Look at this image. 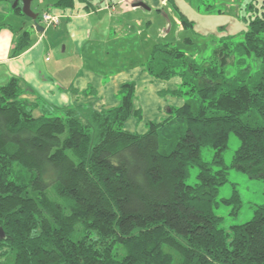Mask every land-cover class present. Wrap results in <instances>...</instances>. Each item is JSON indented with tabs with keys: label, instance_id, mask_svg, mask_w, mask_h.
Wrapping results in <instances>:
<instances>
[{
	"label": "trees",
	"instance_id": "trees-1",
	"mask_svg": "<svg viewBox=\"0 0 264 264\" xmlns=\"http://www.w3.org/2000/svg\"><path fill=\"white\" fill-rule=\"evenodd\" d=\"M14 11L24 15L20 2ZM250 12L242 40L224 41L202 62L170 43L154 45L147 72L161 80L183 76L191 88L166 91L189 98L145 133L125 128L140 115L135 82L121 86L117 107L44 105L38 118L42 103L24 98L19 77L1 85L0 261L13 255V264H264V205L228 230L215 213L231 133L241 140L233 166L264 178V0ZM32 44L25 30L12 56ZM206 147L215 151L212 164L202 160ZM214 164L222 168L214 171ZM194 166L198 182L189 185ZM222 202L237 209L241 203L237 192Z\"/></svg>",
	"mask_w": 264,
	"mask_h": 264
},
{
	"label": "crops",
	"instance_id": "crops-1",
	"mask_svg": "<svg viewBox=\"0 0 264 264\" xmlns=\"http://www.w3.org/2000/svg\"><path fill=\"white\" fill-rule=\"evenodd\" d=\"M12 1L0 0V86L13 76L19 77L26 90L24 98L42 103L34 111L35 117L42 115L44 105L62 108L92 103L98 110L117 107L122 100L120 88L126 82L136 83V99L139 93L144 97L160 94L152 86L148 89L139 84L153 83L145 67L125 70L124 74L114 72L109 63L119 56L110 48L123 41L137 43L134 38L138 39L139 26L141 29L143 25L140 8L165 15L179 11L176 0H74L72 8L56 7L59 0H52L44 11L56 13L61 21L43 32L35 30L32 20L16 13L8 5ZM6 16H12L16 26L7 22ZM180 16L174 15V22L185 28ZM25 30L31 31L33 44L13 57Z\"/></svg>",
	"mask_w": 264,
	"mask_h": 264
},
{
	"label": "rangeland",
	"instance_id": "rangeland-1",
	"mask_svg": "<svg viewBox=\"0 0 264 264\" xmlns=\"http://www.w3.org/2000/svg\"><path fill=\"white\" fill-rule=\"evenodd\" d=\"M13 1L8 4L11 8H14L16 0ZM50 1L52 0H45V2L34 0L31 6L32 11L39 14L41 18ZM261 2L262 0H176L179 11L193 22L192 26L187 28H181L174 22V15L180 16L179 11L174 10L173 13L167 12L165 15H158L155 10L151 12L145 10L146 8H140L139 11L143 13L141 17L143 25L141 29L139 26L138 39L134 38L137 43L133 44L129 40L112 46L110 51L118 53L119 59L113 58L109 64L115 67L114 72L121 71V74H124L123 71L125 70L131 71L146 67L151 50H153L154 45L160 43H170L197 62H202L224 41L237 43L242 40L241 34L250 28V5L252 3L260 5ZM20 6L22 7L21 1ZM23 17L26 21H31L29 17L25 15ZM4 19L11 25L16 24L12 16H6ZM39 22L41 27L48 29L41 20ZM168 22L170 24H167ZM142 31L144 32L142 33ZM141 39L143 43H141ZM241 57L244 58V56L235 53L234 59L239 61ZM246 60H249L248 64L252 65L254 69L260 66V62L254 57H247ZM148 75L153 78V83L146 85L140 81L139 84L148 89L152 86L155 91L159 90L160 94L157 92L148 93L144 97L143 93H139L135 107L140 111V115L131 116L125 124V128L131 132L143 133L147 131L150 122H159L166 118L167 107L181 106L189 98V95L178 97L165 93L166 90L182 89L183 92L189 90L191 85L183 86L182 84L183 76L177 75L168 80H161L149 73ZM240 145V138L231 133L228 147L223 152L224 167H227L228 175L227 182L219 188L218 205L215 207V213L223 218L222 227L227 230L232 225L250 221L254 217L257 207L264 205V178L253 177L244 170L233 166V159ZM214 155L215 151L212 148H203V161L212 164ZM212 168L217 171L222 167L214 164ZM198 173L199 168L197 166L191 167L186 183L195 185L198 182ZM234 192H237L241 202L238 209L234 202L230 204L222 202L223 199H231ZM54 198L56 197L54 196ZM56 200L60 201L59 199ZM121 254L124 252L121 251ZM0 264H13V255L4 257Z\"/></svg>",
	"mask_w": 264,
	"mask_h": 264
},
{
	"label": "water",
	"instance_id": "water-1",
	"mask_svg": "<svg viewBox=\"0 0 264 264\" xmlns=\"http://www.w3.org/2000/svg\"><path fill=\"white\" fill-rule=\"evenodd\" d=\"M22 2V12L25 16L29 17L32 21H33V25H34V28L36 31H41L43 32L44 31V28L40 26V22H39V14L37 13H34L32 11V2L34 0H16L15 1V5L14 7L19 3V2ZM136 6H144L143 4H138ZM1 232V239H4V235H3V231L0 230Z\"/></svg>",
	"mask_w": 264,
	"mask_h": 264
},
{
	"label": "built area",
	"instance_id": "built-area-1",
	"mask_svg": "<svg viewBox=\"0 0 264 264\" xmlns=\"http://www.w3.org/2000/svg\"><path fill=\"white\" fill-rule=\"evenodd\" d=\"M40 20L43 22V24L47 26V28H49V27L58 26L60 24L61 17L56 13H53L51 11L48 12L46 11L43 13Z\"/></svg>",
	"mask_w": 264,
	"mask_h": 264
}]
</instances>
